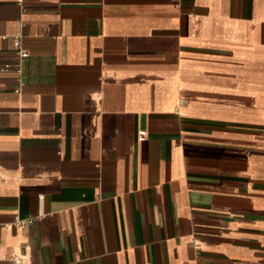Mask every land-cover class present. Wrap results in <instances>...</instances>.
<instances>
[{"label": "crops", "instance_id": "0c3cea01", "mask_svg": "<svg viewBox=\"0 0 264 264\" xmlns=\"http://www.w3.org/2000/svg\"><path fill=\"white\" fill-rule=\"evenodd\" d=\"M11 256L264 264V0H0Z\"/></svg>", "mask_w": 264, "mask_h": 264}, {"label": "built area", "instance_id": "2783aa9c", "mask_svg": "<svg viewBox=\"0 0 264 264\" xmlns=\"http://www.w3.org/2000/svg\"><path fill=\"white\" fill-rule=\"evenodd\" d=\"M14 45H15L16 48H19V39H17V38L15 39ZM18 51H19L20 57H22V58L26 57V55H27L26 53H24L20 49H18ZM145 137H146V132L141 131V132L138 133L137 140L139 142H142V141H144ZM30 223H31V220H23V221L18 222L17 224H18V226L23 227L24 225L30 224ZM6 260L11 262L12 264H24L22 258L19 257V256H11L10 258H8Z\"/></svg>", "mask_w": 264, "mask_h": 264}]
</instances>
